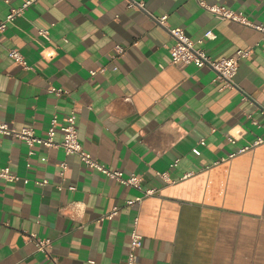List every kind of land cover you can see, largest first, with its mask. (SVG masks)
<instances>
[{
  "label": "crops",
  "instance_id": "obj_1",
  "mask_svg": "<svg viewBox=\"0 0 264 264\" xmlns=\"http://www.w3.org/2000/svg\"><path fill=\"white\" fill-rule=\"evenodd\" d=\"M22 1L0 0V20ZM136 1L144 8L127 0H38L0 32V121L44 136L54 114L61 120L77 108L84 148L156 189L128 205L143 195L140 188L62 147H29L1 134L0 167L20 178H0V264H118L136 218L137 264H264V141L229 157L264 138V34L219 19L198 0ZM206 1L264 23V0ZM163 15L193 39L212 29L216 36L203 47L214 58L253 47L240 60L234 87L223 86L208 66L171 62L173 39L156 20ZM10 48L30 68L10 57ZM62 138L58 129L55 140ZM73 201L85 205L80 216L63 208ZM114 207L118 213L102 218ZM29 233L51 238L49 253Z\"/></svg>",
  "mask_w": 264,
  "mask_h": 264
},
{
  "label": "built area",
  "instance_id": "obj_2",
  "mask_svg": "<svg viewBox=\"0 0 264 264\" xmlns=\"http://www.w3.org/2000/svg\"><path fill=\"white\" fill-rule=\"evenodd\" d=\"M36 1L38 0H23L19 6H12L9 12L7 13L6 17L0 20V32H4L9 24L13 23L17 17L23 15L26 9ZM198 1L204 8L211 11L219 19H232L238 21L243 25L251 26L264 34V23H254L246 15L232 8H229L224 4L209 3L206 0ZM127 5L129 7L134 8H144V3L142 1L127 0ZM156 20L159 24L165 26L168 29L173 39V43L169 47L171 52L172 63L194 64L198 67L208 66L215 71L216 79L219 80L223 86L234 87V78L238 72L240 60L244 57L249 56L253 52V47L240 48L232 56L214 58L203 47L205 39H212L216 36L215 32L212 29L206 31L203 37L193 39L190 35L186 33L183 27L169 26L167 22V15L157 17ZM40 32L43 34L48 33L46 29H42ZM117 50L119 51V53H121L124 51V47L117 45ZM8 54L23 67L30 68V65H28L25 56L18 48H10L8 50ZM103 69L104 68H101L99 70ZM96 72L97 69L91 71L92 74H95ZM50 90L58 95L65 92L62 88L56 87H51ZM77 116V108L72 109L71 112L65 117H63V119L61 120L59 119V116L57 114H54L51 118L47 134L44 136L38 135L34 127L32 126H23L22 128L18 129L16 127L9 126L6 122L0 121V135L6 134L20 138L24 140L29 147H32L37 143L43 144L47 147H62L66 154H77L80 157L81 161L87 166L98 169L104 172L109 177L115 178L126 185H133L135 187L140 188L143 191V195L135 199H130L127 202L128 205H132L136 201H141L143 197L151 196L156 193L155 188L144 189L141 184L142 178L137 174L132 173L129 176H125L123 171L110 168L108 165L101 163L89 151H87L79 139V132L77 128ZM255 122L258 124L257 121ZM58 129L63 133V138L60 142H57L55 140V135ZM229 139L235 142V139L232 135L229 136ZM262 141H264V138L258 137L254 142L240 146L236 151L230 153L229 157H233L238 153L244 152L250 147L261 143ZM200 142L202 144H205V139L202 138ZM30 153H33V150H30ZM224 159L225 158H221L219 160H216L214 163H218ZM177 161L178 160L172 163L171 166H175L177 164ZM60 166V173L62 176H64L68 164L67 162L63 161L60 163ZM158 174L166 180H169L166 172ZM0 178L5 179L7 181H14L18 180L20 177L15 173H12L9 166H5L0 167ZM29 181L30 180L28 178L24 179L25 183H28ZM35 182L37 184L43 185L48 182V179L36 180ZM69 187L71 189L76 188L75 185H70ZM59 188H61V186H59ZM68 206H72L71 211L67 213L71 216H80L84 212L85 208L84 203L81 201H73L63 208H66ZM118 211L119 208L114 207L112 211L106 213L102 218H111L116 213H118ZM27 237L35 243L37 249L49 253V249L52 245L51 238H42L35 233H29L27 234ZM141 240L142 234L138 229V218H136L134 227L131 231L130 247L128 250L127 257L125 260L119 262L118 264H137L136 250L138 249V247H140Z\"/></svg>",
  "mask_w": 264,
  "mask_h": 264
}]
</instances>
